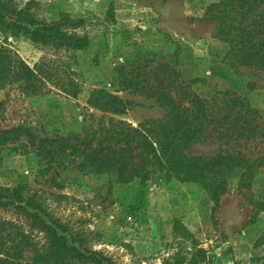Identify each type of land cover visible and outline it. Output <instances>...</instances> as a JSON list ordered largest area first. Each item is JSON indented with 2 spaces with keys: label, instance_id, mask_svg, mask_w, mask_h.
<instances>
[{
  "label": "trees",
  "instance_id": "16d2710c",
  "mask_svg": "<svg viewBox=\"0 0 264 264\" xmlns=\"http://www.w3.org/2000/svg\"><path fill=\"white\" fill-rule=\"evenodd\" d=\"M214 38L225 45L222 61L230 66L264 72V0H219L205 9ZM71 20L46 22L36 18L33 2L24 7L0 0V162L5 153L33 154L55 176L67 169L108 178V185H147L175 180L200 185L214 208L228 193L232 180L247 190L260 168L264 151L248 157L241 144L264 143V119L250 102L227 89L202 97L178 69V52L164 56L138 54L113 69L116 92H130L154 100L162 116L136 127L123 121L99 119L84 124L74 135L48 130L27 110L13 108L22 98L45 89L75 97L78 88L67 64L57 60L88 47V39L69 29ZM24 37L44 55L32 66L8 48V38ZM65 82V83H64ZM51 87H50V86ZM87 104L102 113L119 115L130 102L104 89L92 90ZM17 105V104H14ZM91 119V118H90ZM212 145L206 154L196 146ZM214 210V209H213ZM0 211L13 220L0 221V264H115L87 245V236L49 210L37 191L18 186L0 189ZM264 202L254 204V216ZM264 242V233L254 247ZM205 251L194 249L189 259L164 264H202ZM252 263L264 264V256Z\"/></svg>",
  "mask_w": 264,
  "mask_h": 264
},
{
  "label": "rangeland",
  "instance_id": "374dc122",
  "mask_svg": "<svg viewBox=\"0 0 264 264\" xmlns=\"http://www.w3.org/2000/svg\"><path fill=\"white\" fill-rule=\"evenodd\" d=\"M218 1L15 0L20 7L33 2L39 20L77 23L69 30L85 36L88 47L58 60L52 57L68 65L77 96L46 88L13 103V108L29 111L62 136L77 134L84 124L99 119L136 127L160 118L162 110L144 96L115 93L114 67L145 52L164 56L178 52V69L185 81H194L192 89L198 95L210 97L230 89L246 98L264 119V72L222 61L225 45L214 38V24L203 18L206 7ZM6 43L30 66L44 55L24 37L8 38ZM95 89L112 92L130 105L119 115L102 113L87 104ZM212 150L214 146L208 144L195 147L206 154ZM240 150L256 157L264 151V143H242ZM237 184V179L231 181L228 193L214 208L206 191L194 183L170 180L109 186L106 177L84 176L73 169L55 176L33 154L5 153L0 162V189L22 186L37 191L50 211L85 232L90 249L115 264H164L189 259L194 249L205 251L202 264H254L253 256H264V242L254 247L264 233V211L255 215L254 223L249 221L254 204L264 202V168L247 190ZM13 219L11 213L0 211V221Z\"/></svg>",
  "mask_w": 264,
  "mask_h": 264
}]
</instances>
